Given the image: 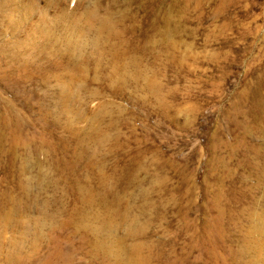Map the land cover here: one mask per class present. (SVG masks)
Returning a JSON list of instances; mask_svg holds the SVG:
<instances>
[{
  "label": "rangeland",
  "instance_id": "374dc122",
  "mask_svg": "<svg viewBox=\"0 0 264 264\" xmlns=\"http://www.w3.org/2000/svg\"><path fill=\"white\" fill-rule=\"evenodd\" d=\"M0 264H264V0H0Z\"/></svg>",
  "mask_w": 264,
  "mask_h": 264
}]
</instances>
